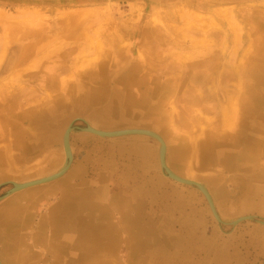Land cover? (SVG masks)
I'll list each match as a JSON object with an SVG mask.
<instances>
[{"label": "rangeland", "instance_id": "374dc122", "mask_svg": "<svg viewBox=\"0 0 264 264\" xmlns=\"http://www.w3.org/2000/svg\"><path fill=\"white\" fill-rule=\"evenodd\" d=\"M28 46L33 52L26 54ZM243 58L261 62L254 75L238 73ZM209 67L204 81H190L193 71ZM263 79L264 0H0V198L5 197L0 205L9 198L12 182L59 172L65 162L66 128L72 122L85 127L87 122L100 129L141 127L159 133L167 141V165L205 185L223 221L243 215L264 219V205L257 196L244 204V189L264 196V139L253 142V170L238 156L213 158L200 147L209 130L223 120L230 96L238 94L240 114L249 96L244 89L259 90L256 96L264 98ZM89 90L101 99L84 108L81 98ZM197 90L200 96L195 98L201 102L193 104L190 97ZM124 95L144 103L146 112L157 108L160 122L153 124L146 116L149 112L135 114L131 123L104 121L103 109ZM230 128L215 132L214 141L225 144L222 139H232L240 127ZM54 129V141L31 146L43 137L41 132L46 135ZM131 144L152 147L147 171L139 166ZM71 145L73 161L63 178L75 187L90 184L100 195L106 173L103 185L108 197L143 195L142 213L158 239L140 245L100 243L92 257L79 261L75 249L67 245L62 264H264V226L257 221L237 226L217 223L199 191L163 175L156 140H105L75 130ZM228 151L235 154L232 146ZM49 185L31 199L22 198L26 190L11 195L19 198L29 218L15 251L0 240L3 264H12L15 256L22 264H56L49 210L60 195L58 187ZM165 213L184 243H162L160 223ZM201 238L212 243L200 248ZM173 250L176 254L168 257L167 251Z\"/></svg>", "mask_w": 264, "mask_h": 264}, {"label": "bare ground", "instance_id": "6f19581e", "mask_svg": "<svg viewBox=\"0 0 264 264\" xmlns=\"http://www.w3.org/2000/svg\"><path fill=\"white\" fill-rule=\"evenodd\" d=\"M15 30H14V32H16ZM8 31H11V34H12L11 29L7 30V32ZM11 34H9V35H11ZM13 34H15V33H13ZM29 37H31V36H29ZM236 45H238V44H236ZM25 50H26L25 53L29 54V53L33 52V47H30V46L25 47ZM250 55H252V53ZM245 56H247V55H245ZM233 57L235 59L236 54L234 56H232V58ZM253 61H254V63H250V61H246V60L243 61L241 63V66L239 67L240 69L239 70L237 69L238 73L242 70L244 72V74L246 75V77H248L251 74L254 75V70L260 66L259 63H261V62H258L256 60H253ZM210 70H211V68L209 67L208 70L204 69V70L193 71L195 73L191 76L190 81H195V80L197 81V79H200V78L202 81H204V79L208 76V72H210ZM92 77H93V75H92ZM260 86H262V85H260ZM249 88L247 87L246 89H244L246 91L247 90L249 91L248 92L249 96L247 97L248 100L245 102V111H243L241 114L238 113L237 108L239 109L238 105L240 104L241 101H240L238 94L234 93L229 98L230 103L228 102V105H229V106H227L228 111H226L225 109L222 111L223 112V120L217 121L215 123V125L213 126V129L209 130V133L207 134V140L204 141L203 144L200 145V147H201L202 151L206 153V155L208 154L211 157L213 156V158L216 156H219V157H223L224 159H231L234 156H238L239 159L241 160L240 161L241 164L249 165V166H251L250 167L251 170H253L252 168H253V162H254V158H255L253 156V147H252L253 142L259 138L264 139V103H263L264 98H261L260 96H256L257 93L259 92V90L256 93L255 92L256 90L252 91V88H250V89ZM90 89H92V87ZM241 90H242V87H241ZM190 92H192V90ZM196 92L197 93L193 94L192 97L189 96L191 99L190 102L193 104L199 102L198 104H200L201 101L199 99L195 98L196 96H200V92L198 90ZM75 93H76V90H75ZM81 95H84V94H81ZM147 98H146V100H147ZM100 99H101L100 94H96V91L89 90V92L84 97L81 98V105L84 104V108H86L87 106H93L94 102H97ZM54 112L55 111H53V113ZM148 112H146V107H145L144 103H139L136 100H133L130 95L116 96L115 98H113L111 100L109 105L105 109H103L102 115L104 117H102V118H104V121H106L107 123H115V122H120V121H128L131 123V120H133L132 118H135V114L143 113V115H146V113H148V115H146V116H150L152 118L153 124L160 122L159 121V114L157 113L158 112L157 108L150 109ZM51 117H52V115H50V118ZM201 120H203V119H201ZM40 121H42V120H40ZM43 121H45V120L43 119ZM237 121H238V123H237ZM173 122L174 121H172V123ZM73 123L74 122L70 123L68 125V127L66 128V130L69 128V126H71V125L74 126ZM88 125L93 129L103 131V132H120V131L122 132V131L128 130V129H148V128H141V127H127L126 128L124 126L125 128H123V127L121 129H113L112 128V129L108 130V129H100V128L96 127V125L94 126L93 124H89L86 122L85 127L78 126L79 127V129H78L77 126H74L73 131L76 130V131H79L80 133L81 132L87 133L88 135L91 134V135L99 137L98 135L92 134L90 132H85V131H82L80 129V128H86ZM192 126H194V125H192ZM238 126L240 128L236 131V136H233L232 139H230V138L224 139V140L222 139V141L225 144L220 145V143H216V141H214L216 139L215 132H217L222 127H226V130H227V127L228 128L231 127L232 130L234 131ZM66 130H65V132H66ZM148 130H151V129H148ZM151 131H153V130H151ZM65 132H64V134H65ZM153 132H155V131H153ZM46 133L47 134L45 135L43 132H41L43 137L40 138L39 139L40 141H38V142L35 141L33 143V141H32L31 146L33 147L34 145L43 143L44 141L45 142L54 141L56 138L55 134L57 133V129L50 130ZM155 133H157V132H155ZM64 134H63V138H64ZM157 134L159 136H161L159 133H157ZM189 134H190V132H189ZM198 135H197V137H198ZM122 137H147V136L128 135V136L104 137L103 139H105V140L109 139L110 140V139L122 138ZM148 138H151V137H148ZM161 138L163 139V143L165 145L164 160H165L166 167H168V169L170 171H172L173 173H175L177 176L183 177V176L177 174L176 172H174L167 165V162H168L167 161V155H168L169 149H168L167 141L162 136H161ZM151 139H154V138H151ZM154 140H156V139H154ZM156 141L158 142V155H157V156H159V158H158L159 162L158 163L160 164V168H161L163 175L167 179L172 180V181H174L180 185H183L185 187L195 189L203 195V193L199 189L192 187V186L185 185V184H181V183L177 182L175 179H172L171 177H169V175L167 174L165 169H163L161 167V162H160L161 151L160 150L162 147V143H160L158 140H156ZM195 141H197V139ZM256 141H258V140H256ZM197 144H198V142H197ZM130 146H132V144ZM230 146H232L234 148V152H235L234 155H232L228 151V149H230ZM63 148H64L63 151L65 153V162H64L63 166L61 167V169L59 170V172L61 170H64V169L65 170L62 174L60 173L59 176H57L53 179L44 181V182H37L34 184H30V185H27L26 183L33 182V181L36 182L38 180L37 179L31 180V181H28L25 183H23V182L22 183L21 182H12L11 181L12 183L16 184V188H14L12 186L13 188L10 190L11 192L6 196L9 198H7V200L0 205V240L2 242H4V246L6 249L11 250V251L16 250L15 244H17V241L20 239L19 238L21 236L20 232L27 226L28 218H29L27 216V213H26L27 209H25L23 206H20L18 204L19 198H16L17 196H11V195L22 193L24 190H26L25 193H23L21 195L22 198L26 199L28 197L29 199H31L32 197H37L39 194H41L45 190H48L45 188V186H47L49 184H50L49 185L50 188L58 187L57 191H59V192H56V195L57 194H58V196L60 195L59 201L56 204L52 205L50 207V210H49V221L52 225V228H54L52 238L54 240V243H56V245H57V262H56V264H62V262L64 260V253L67 250V245H69L75 249V251L77 252L75 255V258L77 257V260H78V259H83V257H85V258L88 256L92 257V255H94V252H96V247H98V245L100 243H103V244L108 243V245H111V244L120 243V242H122V243H130V242L133 243L134 242L137 245H140L143 243H148V242L153 243L154 241H157L156 239H158V237L156 236L155 229L151 228L150 222L148 220H146V218L144 217V215L142 213L143 202L140 200V198H143V195H141L139 197H133L131 194L129 196L124 195V194H119V195L114 196V197H108L105 194L106 191H105V187L103 185L104 178L105 177L107 178V176H108L106 173H102L103 177H102L101 183L99 185L100 195H98L96 193V191L94 190L95 188H92V186L90 184L86 185V186L78 185L77 187H75L76 185L74 183L69 182L66 179V177L63 178L68 173L70 166H71V164L65 165L67 162L71 163V161L67 157V153H66L64 145H63ZM195 148H197V147L194 146V149ZM70 149H71L70 152L72 153L71 157L73 158L74 151H73V147L71 145V134H70ZM132 149L135 151L136 156L139 160V164H140L139 166L144 171H147L149 168H151L152 164H151L150 158H151L152 153H153L152 147L149 144H144V145L140 144V145H137L135 147L132 146ZM196 150H197V152H196V154H197L198 149H196ZM193 152H195V151H193ZM154 158H152V159H154ZM176 161L177 160L175 159L174 162H176ZM0 169H2L1 163H0ZM59 172H57V173H59ZM50 176H52V175L42 177L40 179H44V178H47ZM183 178H185V177H183ZM57 179H59V180H57ZM185 179H188V178H185ZM55 180H57V181H55ZM188 180H192V179H188ZM52 181H54V183H52ZM192 181H195V180H192ZM195 182H198V181H195ZM5 183H7V182H5ZM5 183H3V184H5ZM198 183H200V182H198ZM154 184H155V182H154ZM200 184H202V183H200ZM24 185H27L28 187H26V186L24 187ZM203 186L205 187V189L209 193L211 200L213 201V205L215 206V203H214V200H213L211 193L209 192V190L207 189V187L205 185H203ZM248 189L249 188L244 189V193H245L244 204L247 205L248 203H250L251 199L255 198L254 196H257L259 198V200L261 201V203L264 205V196H260L259 192H257V191L248 190ZM138 192L143 193L141 191V189H138ZM203 196L206 199L205 195H203ZM3 199H5V197ZM2 200H0V201H2ZM206 201H207L209 209L212 213V216L216 219V217L214 216V214L210 208V205H209V202L207 199H206ZM174 205H175V203L170 205V206H174ZM215 209H216V206H215ZM114 212H117L119 215L115 216ZM216 212H217V209H216ZM217 214H218L221 222L218 221L217 219H216V222L219 224H222V225L237 226L238 224L245 222V221H257L261 226H264L263 224H261L259 222V221H264V219L257 220V216H254V215H245V216H253V217H255L256 220L249 219V220L239 221L240 218L244 217V215H243V216H240L235 221L225 222V221H223V219L225 217L222 219L218 212H217ZM161 219H162V221H161L160 225L162 224V227H163L162 228V238H163L162 243H166V244H172L173 242L184 243V241H183L184 237L182 235L174 233L172 231V229L170 228L171 223H170L169 215L167 213H165L161 216ZM179 238H181V239H179ZM5 241H6V243H5ZM199 243H200L199 246L201 248L202 244L205 245L207 243H212V241H207V240H204L203 238H201V239H199ZM176 250H179V247H177L175 249V251ZM175 251L174 250L172 252L167 251L168 257H173V255L176 254ZM2 262L3 261L0 260V264H3ZM11 263L12 264H22V262L19 261L18 256L13 257V261ZM88 264H96V262L89 261Z\"/></svg>", "mask_w": 264, "mask_h": 264}, {"label": "water", "instance_id": "95a60500", "mask_svg": "<svg viewBox=\"0 0 264 264\" xmlns=\"http://www.w3.org/2000/svg\"><path fill=\"white\" fill-rule=\"evenodd\" d=\"M77 128L79 129V127H77ZM73 129H74V126H72V125L69 126V128L66 130V132L64 134V138H63V145L65 147V150H66V153H67V157L70 159L71 163H72L73 158L71 157L72 153L70 152V150H71L70 149V134L72 133ZM80 129L82 131L90 132L92 134L98 135L99 137H102V138H104V137H115V136H128V135H142V136H147V137H151V138H154V139L158 140L160 143H162V147H161V150H160L161 151V153H160L161 167L163 169H165V171L167 172L169 177H171L172 179H175L177 182L199 189L203 193V195H205L206 199L208 200L210 208H211L214 216L216 217V219L218 221H220L219 216H218V214L216 212L215 206L213 205V201L211 200V197H210L209 193L207 192V190L205 189V187L202 184L198 183V182H195V181L188 180V179H185L183 177L177 176L175 173L170 171L168 169V167H166L165 160H164L165 145L163 143V139L157 133H155V132H153L151 130H148V129H128V130H124L122 132L121 131L120 132H103V131H99V130L93 129L89 125L86 128H80ZM71 163L67 162L65 165H68V164H71ZM64 170H61L59 173H56V174H54V175H52L50 177H47V178H44V179H38V181H36V182L33 181V182H28L26 184L30 185V184H34V183H37V182H44V181L53 179V178L59 176L60 173L62 174L64 172ZM13 185H14V188H16V184L13 183ZM27 185H24V187L25 186L28 187ZM2 199L3 198H0V200H2ZM249 219L256 220L255 217H253V216H244V217L240 218L239 221H244V220H249ZM259 222L264 225V221H259Z\"/></svg>", "mask_w": 264, "mask_h": 264}]
</instances>
